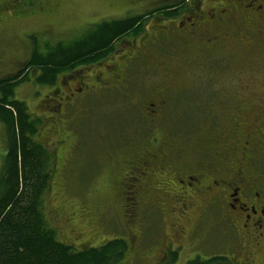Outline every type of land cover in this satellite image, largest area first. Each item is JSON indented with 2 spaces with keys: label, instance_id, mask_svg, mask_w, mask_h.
Returning a JSON list of instances; mask_svg holds the SVG:
<instances>
[{
  "label": "flooded vegetation",
  "instance_id": "1",
  "mask_svg": "<svg viewBox=\"0 0 264 264\" xmlns=\"http://www.w3.org/2000/svg\"><path fill=\"white\" fill-rule=\"evenodd\" d=\"M130 10L135 30L41 103L48 138L79 95L110 90L135 112L103 178L122 230L80 248L120 241L109 264H264V0Z\"/></svg>",
  "mask_w": 264,
  "mask_h": 264
},
{
  "label": "rangeland",
  "instance_id": "2",
  "mask_svg": "<svg viewBox=\"0 0 264 264\" xmlns=\"http://www.w3.org/2000/svg\"><path fill=\"white\" fill-rule=\"evenodd\" d=\"M180 1L148 0V4H143L140 0H0V77L15 73L34 45L45 52L47 43L68 44L104 19L133 14L132 7L142 13L157 6H175ZM15 11H24L23 19H12L18 16ZM53 87L37 84L31 77L16 86L15 95L26 103L33 116H53L54 106L41 104L43 95ZM107 92L110 90L101 95H79L73 105L64 107L61 116L57 115L63 134L58 132L48 138L39 133L37 138L48 143L53 155L45 217L57 229L59 239L76 248L85 241L96 243L122 230V219L115 208L107 207L110 200L103 188V178L111 156L117 155L134 129L130 126L133 122L126 102L118 94ZM43 127L40 125L39 131ZM5 135L0 123V168L6 152ZM57 137L61 141L54 143ZM102 209L103 215L99 213ZM93 216L96 222L90 225Z\"/></svg>",
  "mask_w": 264,
  "mask_h": 264
},
{
  "label": "trees",
  "instance_id": "3",
  "mask_svg": "<svg viewBox=\"0 0 264 264\" xmlns=\"http://www.w3.org/2000/svg\"><path fill=\"white\" fill-rule=\"evenodd\" d=\"M21 19L19 15L17 20ZM138 21V17L104 19L68 44L47 43L45 52L34 45L15 73L0 77V123L6 131L0 168V264H109L118 257L114 253L121 248L120 241L76 248L61 241L45 217L53 155L48 143L37 140L42 118L33 116L26 103L16 98L15 88L31 77L37 84L54 85L61 73L96 63L118 37L135 30Z\"/></svg>",
  "mask_w": 264,
  "mask_h": 264
}]
</instances>
